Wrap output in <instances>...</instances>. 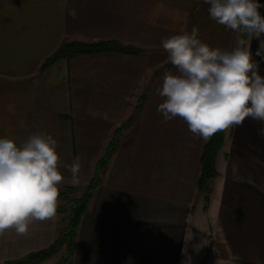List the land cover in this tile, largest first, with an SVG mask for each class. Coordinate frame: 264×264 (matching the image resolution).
Segmentation results:
<instances>
[{"label":"crops","instance_id":"crops-1","mask_svg":"<svg viewBox=\"0 0 264 264\" xmlns=\"http://www.w3.org/2000/svg\"><path fill=\"white\" fill-rule=\"evenodd\" d=\"M209 7L205 0H0V138L21 146L33 134L51 135L64 177L58 187L78 186L79 197L115 130L134 116L82 219L74 264H185L189 257L190 264H264V121L248 117L225 130L209 193L197 184L208 140L157 111L164 75L178 74L171 64L152 79L170 62L163 39L195 27L211 48L235 47L238 33L211 19ZM63 40H117L142 52L81 55L43 69ZM258 47L253 38L264 76ZM77 157L73 185L65 165ZM62 217L33 222L27 235L5 231L0 264L50 247ZM63 253L40 264H57Z\"/></svg>","mask_w":264,"mask_h":264},{"label":"clouds","instance_id":"clouds-1","mask_svg":"<svg viewBox=\"0 0 264 264\" xmlns=\"http://www.w3.org/2000/svg\"><path fill=\"white\" fill-rule=\"evenodd\" d=\"M211 19L238 33L231 51L211 48L198 39V29L162 40V47L178 74L166 73L157 94L166 97L157 107L165 122L182 118L197 137L242 125L248 117L264 121V76L253 59L251 40H259L255 55L264 59V5L257 0H205ZM70 15L75 18L73 9ZM264 135V128L259 130ZM57 141L38 133L17 146L0 138V235L14 230L27 235L36 221L54 219L58 208ZM71 183H79V157L71 165ZM190 264V257L185 262Z\"/></svg>","mask_w":264,"mask_h":264},{"label":"trees","instance_id":"trees-1","mask_svg":"<svg viewBox=\"0 0 264 264\" xmlns=\"http://www.w3.org/2000/svg\"><path fill=\"white\" fill-rule=\"evenodd\" d=\"M118 51L129 54H139L142 49L127 46L117 40H101L95 42L63 40L57 51L52 54L43 65V69L49 67L60 59H70L76 56ZM171 64L165 65L155 73V77L161 75ZM149 92V86L146 87L143 94L138 100L136 112L142 108ZM134 116L119 126L113 135V139L102 157L95 165V171L90 184L79 197L75 196L79 191L78 186L59 187V198L62 203L58 205L57 212L63 215L62 226L56 241L48 248L31 253L26 257L9 261L5 264H40L54 255L64 250L57 264H74L77 250L79 230L84 215L89 211L97 189L102 183V177L107 170L109 163L117 152L120 139L126 128L133 121ZM225 142V131L214 134L205 144L201 158V175L198 179V189L201 191L211 192L209 181L218 175L216 161L219 152Z\"/></svg>","mask_w":264,"mask_h":264},{"label":"rangeland","instance_id":"rangeland-1","mask_svg":"<svg viewBox=\"0 0 264 264\" xmlns=\"http://www.w3.org/2000/svg\"><path fill=\"white\" fill-rule=\"evenodd\" d=\"M207 29H208V28H207ZM168 64H171V62H169ZM166 65H167V64H166ZM164 66H165V65H164ZM164 66H163V67H164ZM163 67H160L159 69H157V70L154 72V74H153V78H152L153 80H156V79L160 76V75H159V76L155 77V73H156L158 70L162 69ZM150 82H151V81H150ZM149 85H150V84H149ZM149 85H148V86H149ZM75 196H77V193H76ZM77 197H78V196H77ZM60 202L62 203L61 200H60Z\"/></svg>","mask_w":264,"mask_h":264}]
</instances>
